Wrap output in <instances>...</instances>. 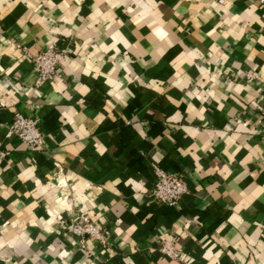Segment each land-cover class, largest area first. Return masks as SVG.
Returning <instances> with one entry per match:
<instances>
[{"label":"crops","instance_id":"1","mask_svg":"<svg viewBox=\"0 0 264 264\" xmlns=\"http://www.w3.org/2000/svg\"><path fill=\"white\" fill-rule=\"evenodd\" d=\"M48 46L68 53L37 83ZM0 99V264H264L261 0H0ZM155 164L183 177L176 205Z\"/></svg>","mask_w":264,"mask_h":264},{"label":"built area","instance_id":"2","mask_svg":"<svg viewBox=\"0 0 264 264\" xmlns=\"http://www.w3.org/2000/svg\"><path fill=\"white\" fill-rule=\"evenodd\" d=\"M261 1L264 2V0ZM67 53L68 50L66 48L48 46L37 54H34L32 58L38 72L37 83L58 76L62 61L65 59ZM247 77L249 80H253L259 78L260 75L257 70H251L247 72ZM0 105H5V102L1 99ZM258 122L261 125V130L264 132V108L263 115L258 119ZM11 132L17 134L33 147L41 148L44 146L45 137L40 127V118L38 116L29 117L21 111H17L12 123ZM154 167L156 178L151 190L152 195L164 203L176 205L180 196L187 191V185L183 177L177 173L169 172L156 164ZM59 222L68 232L81 237L79 240L81 248H87V236L95 237L101 243L106 244L112 232L109 226L100 225L89 218L69 220L64 216H60ZM160 250L173 258H177L180 255L179 248L174 240L171 239H164Z\"/></svg>","mask_w":264,"mask_h":264}]
</instances>
